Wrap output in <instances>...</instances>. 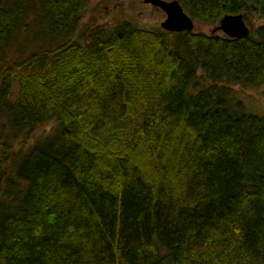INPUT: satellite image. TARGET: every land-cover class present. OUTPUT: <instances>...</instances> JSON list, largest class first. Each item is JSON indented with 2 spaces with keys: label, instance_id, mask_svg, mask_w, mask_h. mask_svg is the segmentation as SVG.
<instances>
[{
  "label": "trees",
  "instance_id": "trees-1",
  "mask_svg": "<svg viewBox=\"0 0 264 264\" xmlns=\"http://www.w3.org/2000/svg\"><path fill=\"white\" fill-rule=\"evenodd\" d=\"M177 1L249 30L0 0V264H264V117L228 86L264 83V0Z\"/></svg>",
  "mask_w": 264,
  "mask_h": 264
},
{
  "label": "rangeland",
  "instance_id": "rangeland-1",
  "mask_svg": "<svg viewBox=\"0 0 264 264\" xmlns=\"http://www.w3.org/2000/svg\"><path fill=\"white\" fill-rule=\"evenodd\" d=\"M85 8L80 21L81 29L89 30L98 25L109 26L121 20H129L135 25L147 29L160 27L159 22L165 14L158 7L144 3L141 0H85ZM192 19V18H191ZM249 23L255 26L258 22L264 23L261 19L248 18ZM192 30L210 33L213 25L192 19ZM247 25V24H246ZM248 27V25H247ZM86 28V29H87ZM249 30V28H248ZM221 33L220 30L214 31ZM230 92L241 99L245 107L256 114L264 117V83L259 85H241L239 83H228ZM47 127V126H46ZM46 127L37 131L36 135L45 132ZM45 128V129H44ZM31 136L30 140L36 137ZM3 175L8 173V166L3 165Z\"/></svg>",
  "mask_w": 264,
  "mask_h": 264
},
{
  "label": "water",
  "instance_id": "water-1",
  "mask_svg": "<svg viewBox=\"0 0 264 264\" xmlns=\"http://www.w3.org/2000/svg\"><path fill=\"white\" fill-rule=\"evenodd\" d=\"M155 7H158L165 14L159 25L167 31L192 30L191 17L182 9L177 0H141ZM220 30L227 37H241L248 32V27L244 22L241 13L223 14L218 19L217 24L211 29V33Z\"/></svg>",
  "mask_w": 264,
  "mask_h": 264
}]
</instances>
